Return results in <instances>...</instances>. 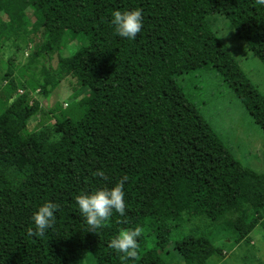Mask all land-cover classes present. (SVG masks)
Masks as SVG:
<instances>
[{
    "label": "trees",
    "instance_id": "1",
    "mask_svg": "<svg viewBox=\"0 0 264 264\" xmlns=\"http://www.w3.org/2000/svg\"><path fill=\"white\" fill-rule=\"evenodd\" d=\"M134 8L142 9L141 32L135 40L115 36L111 12ZM0 14V46L32 44L29 65L60 56L69 41L83 50L79 59L59 57L56 69L44 63L41 79L28 64L20 79L12 68L4 77L0 264H83L89 256L96 264H168L172 232L186 216L230 231L236 244L250 243L258 226L264 231V173L235 158L176 82L215 71L264 133V94L207 23L224 16L264 63V7L255 0H0ZM68 77L88 95L45 113L33 94L48 99ZM37 111L55 120L57 142L29 131ZM124 177L125 215L113 212L89 231L74 197ZM45 201L59 205L56 223L42 237L28 236L31 215ZM137 226L138 255L126 260L108 245ZM173 246L185 264L224 255L200 227Z\"/></svg>",
    "mask_w": 264,
    "mask_h": 264
},
{
    "label": "rangeland",
    "instance_id": "2",
    "mask_svg": "<svg viewBox=\"0 0 264 264\" xmlns=\"http://www.w3.org/2000/svg\"><path fill=\"white\" fill-rule=\"evenodd\" d=\"M27 15L30 23L34 24L37 20L36 12L30 9L27 11ZM0 16L6 17L4 14H0ZM207 23L226 50L237 59L253 85L264 94V63L249 51L243 40L236 36L233 26L224 16L210 15L207 17ZM68 43L60 56L56 53L51 61L45 60V62L41 61L33 65L28 64L33 50L32 44L25 46L22 41H18L16 44L20 47L18 50L12 46H0V88L6 84L4 77L9 68H12L15 78L20 79V69L27 68L28 64L29 68L27 69L31 75H39L41 79L44 63L45 66L50 65L56 69L59 57L79 59L83 52L80 43L75 40ZM176 82L198 106L201 115L220 136L235 158L245 167L257 173H264V133L248 114L240 100L229 90L221 76L211 69H203L178 76ZM87 95L88 92L81 88L77 80L72 77L64 79L48 99L44 98L39 91L33 94L39 100L41 109L45 113L54 109L57 104L66 108L68 104L80 101ZM28 129L35 136L44 137L49 143L57 142L60 137L55 132V120L51 117L44 120L38 111L29 121ZM185 220L177 223L178 228L172 232L171 243L174 244L189 235L193 228L200 227L205 236L215 245L224 249L223 257L212 259L207 264H264V231L260 226L251 233L250 243L236 244L234 234L230 231H223L219 226H209L206 220L199 218L186 216ZM149 236L152 237V235ZM173 244L168 247L170 254L165 260L168 264H185L174 250ZM83 264H96V262L89 256Z\"/></svg>",
    "mask_w": 264,
    "mask_h": 264
},
{
    "label": "clouds",
    "instance_id": "3",
    "mask_svg": "<svg viewBox=\"0 0 264 264\" xmlns=\"http://www.w3.org/2000/svg\"><path fill=\"white\" fill-rule=\"evenodd\" d=\"M255 4L264 7V0H255ZM109 24L113 34L119 38L135 40L143 28L142 9L131 10L114 9L111 12ZM95 175L103 177L104 172L98 171ZM127 177L118 181L112 188H101L90 193H80L74 197L79 213L88 226L89 231L99 230L109 221L113 212L120 216L125 215L124 184ZM59 205L45 201L39 205L31 215L33 227L27 229L28 236H44L46 231L53 228L56 223L55 213ZM143 229L139 226L134 229L119 231L110 241L109 248L124 259H133L138 255V238Z\"/></svg>",
    "mask_w": 264,
    "mask_h": 264
}]
</instances>
